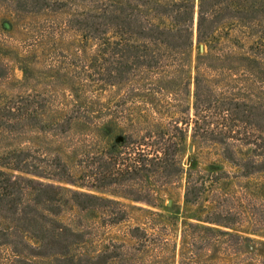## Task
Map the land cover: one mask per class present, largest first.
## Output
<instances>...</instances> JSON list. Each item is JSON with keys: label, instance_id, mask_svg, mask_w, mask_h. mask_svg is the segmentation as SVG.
<instances>
[{"label": "trees", "instance_id": "trees-1", "mask_svg": "<svg viewBox=\"0 0 264 264\" xmlns=\"http://www.w3.org/2000/svg\"><path fill=\"white\" fill-rule=\"evenodd\" d=\"M0 2L20 14L67 9L71 12L62 28L81 35L77 53L88 41L95 45L88 61L67 54L59 67L46 63L57 73L63 71L71 84L67 93L71 102L55 100L52 93L0 100V219L8 223L2 232L15 236V255L50 257L57 264H108V246L95 257L81 252L77 246L85 242L83 234L59 216L71 205L79 212H98L108 225L129 217L118 200L35 177L79 180L151 204L161 198L164 187L183 179L184 201L193 204L220 177L202 168L196 155L183 165L187 136L196 148L228 140L251 145L257 157L253 170L264 168V0ZM194 22L196 42L207 51L197 56L191 75ZM234 30L254 38L240 48L242 52L224 40ZM41 39L37 36L34 41ZM90 68H94L92 91L125 86L110 106H93L91 96L77 101L79 92L72 89L83 85L75 84V79L85 80ZM45 112L54 118L44 119ZM75 124L78 136L71 148L82 169L77 179L59 154L46 153L43 142L26 148L14 145L17 137L28 143L43 134L57 138ZM205 221L229 226L212 215ZM186 228L248 239L191 222ZM26 236L35 242H28ZM143 237L139 236L142 243L147 241ZM179 264L195 262L181 253Z\"/></svg>", "mask_w": 264, "mask_h": 264}, {"label": "rangeland", "instance_id": "rangeland-1", "mask_svg": "<svg viewBox=\"0 0 264 264\" xmlns=\"http://www.w3.org/2000/svg\"><path fill=\"white\" fill-rule=\"evenodd\" d=\"M70 12L64 9L20 14L0 2V65L3 66L0 73V100L21 94L52 93L55 100L72 101L67 94L71 84L62 75L63 71L57 73L46 67V63L51 61L57 67L63 65L67 54L74 58L84 57L88 61L94 51L95 45L88 41L77 53L76 48L82 43L81 35L73 29L62 28ZM37 36L42 39L35 42ZM224 40L237 48L236 52H242L240 48H246L254 38L245 37L234 30ZM206 51L203 43L196 42L194 32L190 50L191 75L194 74L197 56ZM93 69L88 70L89 76H83L86 79L82 82V76L75 79V84L83 85L72 89L79 92L77 101L83 102V98L91 96L93 106H110L124 93L125 86L109 85L102 90L92 91L94 82L90 75ZM43 118L51 120L54 117L45 112ZM78 129L79 126L75 124L66 134L57 138L43 134L33 137L32 143H28L26 138L17 137L14 145L26 148L43 142L46 153L49 156L59 154L77 179L82 169L76 164L77 158L71 147L78 136ZM195 155V161L202 168L217 172L220 178L212 190L205 192L193 204L184 201L183 179L164 187L160 192L161 198L156 204H151L113 194L106 189L83 185L79 180L69 182L35 178L65 189L118 200L125 205L128 219L112 225L103 223L96 211L79 212L71 205H67L59 216L60 220L83 234L85 242L77 246L81 252L95 257L108 246L111 254L108 264H179L181 253L194 260L195 264H263L264 168L253 170L255 164L252 162L257 157H253L252 146L228 140L226 144L208 143L196 148L187 136L183 165L187 166ZM207 215L226 221L229 226L207 222ZM187 222L226 230L248 239H232L221 234L187 229ZM7 226L8 223L0 219V264H57L50 257L30 256L27 253L15 255L14 234L2 232ZM134 226H139V229L133 230ZM145 235L147 243H142L139 236L143 239ZM26 240L35 242L29 236H26Z\"/></svg>", "mask_w": 264, "mask_h": 264}, {"label": "water", "instance_id": "water-1", "mask_svg": "<svg viewBox=\"0 0 264 264\" xmlns=\"http://www.w3.org/2000/svg\"><path fill=\"white\" fill-rule=\"evenodd\" d=\"M196 26V23L194 22V27ZM195 29V28H194ZM194 32H195V30H194Z\"/></svg>", "mask_w": 264, "mask_h": 264}]
</instances>
